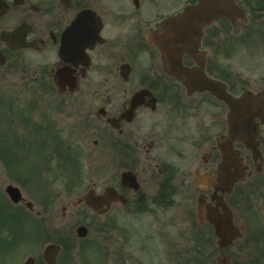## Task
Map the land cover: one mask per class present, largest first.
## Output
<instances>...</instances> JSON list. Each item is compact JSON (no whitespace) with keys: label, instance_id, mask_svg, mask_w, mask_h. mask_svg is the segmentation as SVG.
Instances as JSON below:
<instances>
[{"label":"flooded vegetation","instance_id":"1","mask_svg":"<svg viewBox=\"0 0 264 264\" xmlns=\"http://www.w3.org/2000/svg\"><path fill=\"white\" fill-rule=\"evenodd\" d=\"M196 3L0 0V144L53 184L73 177L70 191L83 154L98 160L92 170L126 200L109 213L134 215L124 264H264V115L233 129L228 105L170 74L158 44ZM227 23L204 29L203 66L188 54L183 65L264 102L226 71ZM127 173L139 185L125 186Z\"/></svg>","mask_w":264,"mask_h":264},{"label":"rangeland","instance_id":"2","mask_svg":"<svg viewBox=\"0 0 264 264\" xmlns=\"http://www.w3.org/2000/svg\"><path fill=\"white\" fill-rule=\"evenodd\" d=\"M238 1L243 8L248 10L251 19L246 24H242L237 28V38H246L240 43H237V46H231L227 49L223 63L226 66V71L230 70V73L236 72L237 76L251 80L257 89L264 88V9L262 8L264 7V0ZM249 5L255 10L256 14L251 11ZM261 8L263 10L259 11ZM249 28L252 29L249 30ZM228 35L229 36L226 35V38H234L236 32L231 30L228 32ZM7 118H9L8 115L6 116V119ZM88 142L89 144L87 146L91 147L90 140H88ZM0 147L3 151L7 150L8 152H11L10 142L7 144H0ZM83 149H86L84 144ZM96 163H98V160L94 161L92 157L87 160V158L83 156L81 185L75 193L70 195L66 188H63L62 182L63 180H67L68 177L63 178L62 182L55 184L56 188H49V191H45V195H49L48 200L52 203V208L47 209L43 214V219H38V221L45 226V229L49 230L46 240H42L40 246V239L44 232L43 226H40L39 231L38 226L35 227V231H32V228L37 225V223L34 222L36 219V211H43V202L48 203V201L44 199L45 195L38 197L37 195H34L32 191H38V193H40L37 188H44L45 182L42 179L37 180L32 178L31 189H29L30 187H23L24 195L28 200L35 203L36 209L32 214L26 210L30 215L21 210L23 212L21 220L16 217L11 220L7 219V221H0V229H2L0 236V264H11L12 262H18L17 264H19L26 260L30 255L34 254L37 256L39 252L49 244V242L60 239H63L67 245H69V243L72 245L71 249H73L75 263L72 261L71 264H118L117 261H120V264H122L121 256L119 257L121 252L119 251L121 240L117 237L118 235L113 234L115 242L113 245L114 249L113 251L111 250L112 259L109 257V261L112 260V262H109L107 258L104 257L106 252H101L102 250H106L105 244L108 233L106 231L108 226L107 216L97 217L92 211L84 206L77 208H69L68 206L67 211L64 214V206H67L69 201H75L79 195L84 194L90 189V187L96 186L95 188L99 189L105 187L108 178L105 175H100L90 169V167ZM25 167L26 166L24 165L22 166V168ZM17 169H20V165L17 166ZM10 171L13 170L10 169ZM9 172L3 165L1 166L0 197L2 193L4 194V188L7 184L15 182L14 179H16L17 182H23V179H21L22 175L15 174V177H13L14 175L12 176ZM28 174L32 177L35 176L32 172ZM45 178L47 179L46 181L51 179L49 176H46ZM62 199H66V202L61 203ZM1 201H3L2 197ZM7 206L8 205H6V208ZM48 206H50V203ZM19 207L22 208L21 206ZM180 209L181 208L178 209V212H180ZM118 215H120L118 217V222L124 223V221H132L131 217L125 216L122 210L119 211ZM178 216H180V214ZM80 225H85L90 230L88 237L84 240H79L76 235V229ZM93 246L99 248H94ZM68 251L65 250L64 255H62L59 260V264H66L64 258L67 256ZM12 258L15 259L12 260Z\"/></svg>","mask_w":264,"mask_h":264},{"label":"water","instance_id":"3","mask_svg":"<svg viewBox=\"0 0 264 264\" xmlns=\"http://www.w3.org/2000/svg\"><path fill=\"white\" fill-rule=\"evenodd\" d=\"M243 16L244 13L235 0H199L197 6L189 8L183 16L177 18L174 23H172V30L170 28L167 29L168 35H173L177 32V47L175 49L164 47L163 49L168 69L173 71V68L176 66V63L173 62L174 57L177 56L180 64L182 63V55L184 53L197 54V48L196 45L192 43V37L200 35L203 26L209 25L220 18H230L235 21L236 18H241ZM176 51H178V54H175ZM184 72L187 73V75H191L187 70H184ZM206 87L215 92L220 98L224 99L233 110L237 105V111H240L238 106L239 102H236L232 96L228 95L225 89L220 85L209 80L206 81ZM7 193L14 202H19L22 199L19 190L12 186L7 188ZM92 200L93 199L90 197L88 202L90 203ZM58 251L59 248L56 246H51L47 249L45 256L50 264H54L53 257Z\"/></svg>","mask_w":264,"mask_h":264}]
</instances>
